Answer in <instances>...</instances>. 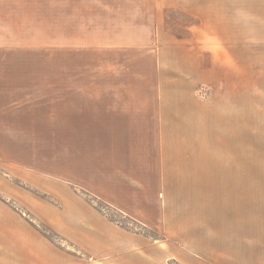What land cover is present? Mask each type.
Masks as SVG:
<instances>
[{
  "label": "crops",
  "instance_id": "1",
  "mask_svg": "<svg viewBox=\"0 0 264 264\" xmlns=\"http://www.w3.org/2000/svg\"><path fill=\"white\" fill-rule=\"evenodd\" d=\"M218 5L219 0H0V264H126L131 250L145 245L162 250L164 261L170 256L182 264H264L263 254H255L264 253V239L253 249L251 240L234 237L237 223L231 222L233 238L225 245L219 221L204 227L193 217L197 196L206 191L217 197L221 175L229 173L235 182L237 166L220 158L219 132L205 115L213 98L196 94L205 71L218 72L220 36L235 39ZM23 7L53 8L49 85L23 79ZM171 10L191 22L175 25ZM260 32L263 37L264 0ZM39 85L50 87V100L23 105V98L40 91L27 88ZM33 117L45 122L23 130V118ZM29 133L52 136L54 169L67 158L69 185L60 190L67 207L52 197L59 204L53 217L66 223L67 237L83 253L78 259L23 219L24 204L37 205L23 192V134ZM238 164L248 201L246 167L252 160ZM96 204L163 231L165 246L108 220ZM218 208L216 202L212 214ZM241 228L249 233L245 222ZM99 231L107 244L91 237ZM107 245L113 253L99 251Z\"/></svg>",
  "mask_w": 264,
  "mask_h": 264
},
{
  "label": "rangeland",
  "instance_id": "2",
  "mask_svg": "<svg viewBox=\"0 0 264 264\" xmlns=\"http://www.w3.org/2000/svg\"><path fill=\"white\" fill-rule=\"evenodd\" d=\"M217 7L221 13H225L222 16L228 20L225 19L230 24V28L235 29V39L233 41L230 37V40H227V35L225 38L220 36L218 72L214 70L212 76L210 75L212 71H205V80L197 86L196 94L203 100L213 98V106L209 112L205 110V115H209L210 125L219 132L220 158L222 162H237V166L234 167L235 182L229 180V173L223 177L221 175L217 197L214 194L212 199V194L206 191L197 196L196 214L193 217L199 226L202 224L204 227L207 225L211 227L212 222L219 221L220 240H223L225 245L236 233L235 238L251 240L254 249L255 244H258L260 239H264V64H262L264 36L261 37L260 32V0H219ZM170 16L171 22L178 26L191 22L188 16L178 14L174 10H171ZM60 26L62 29V24ZM226 30L223 33L221 29L220 34L225 35ZM52 34L53 8L23 7V79H36L45 82L44 85L50 84L53 62ZM56 62L62 63V60L59 62L57 59ZM211 79L215 80L213 84L208 82ZM27 89L40 91L36 93V98H23V105L30 103L40 107L46 104H43V101L50 100L48 86H30ZM47 110L45 109L43 114H46ZM47 112L50 113L49 110ZM37 121L45 122L42 119L36 120L35 117L23 118V130H27L29 125H34ZM51 137L50 134L45 133L23 134V192L36 198L33 202L37 203V205H31L33 206L31 209L24 204L23 219L34 225L51 245L66 254L75 255L78 259L83 253L75 248L67 237L66 223L58 224L53 217V210H56V206L59 205L57 200L63 204L65 195L60 190L69 185L67 181L69 173L66 157L60 163H56V169L53 168ZM250 159L252 166L246 167L251 175L247 201V198H244L243 189L244 167L238 162ZM25 166L31 169L25 170ZM75 193L79 195L78 191ZM29 201L27 202L31 203ZM216 202L219 207L217 215L212 214V207L214 205L215 208ZM63 205L67 207L66 204ZM96 205L108 220L146 236L151 241L156 240L157 246H165L163 231L150 230L130 216L118 213L111 207ZM231 222L237 223L234 233L227 227ZM244 222L249 233H244L242 228L238 231L239 226H242ZM91 237L100 243L107 242L106 236L101 232L91 234ZM138 245L143 246L144 243H138ZM108 247V245L104 246L103 250L99 251L113 253L112 249L106 250ZM141 249L138 251L132 249L128 255L131 259L126 264H182L178 259L170 256L169 258L166 256L167 261H164L162 250L154 249L153 251V247H146V245ZM156 250L157 254H154ZM145 251L151 254L150 259L145 258ZM255 254L264 256V253L259 251ZM93 255L98 257L104 254L96 252ZM255 258L257 257L252 254L253 261ZM93 261L90 260V262Z\"/></svg>",
  "mask_w": 264,
  "mask_h": 264
}]
</instances>
